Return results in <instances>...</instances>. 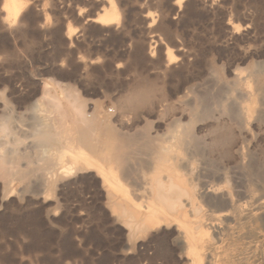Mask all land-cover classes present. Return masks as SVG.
I'll return each mask as SVG.
<instances>
[{"label": "rangeland", "instance_id": "374dc122", "mask_svg": "<svg viewBox=\"0 0 264 264\" xmlns=\"http://www.w3.org/2000/svg\"><path fill=\"white\" fill-rule=\"evenodd\" d=\"M17 1L21 4L19 13L16 18H9L3 9L4 0H0V109L2 111L4 105L8 108L0 111V117H3L0 121L11 120L5 134L0 132V159L8 158L5 167L0 168V264H193L176 235L175 226H160L149 231L141 228L145 232L139 228L130 230L122 222L125 218L117 217L112 210V193L119 200L142 194V181L150 175L147 168L132 164V177H126V180L119 172L120 176L113 174L111 167L116 166L109 164L105 174L111 172V178L114 177L109 187L95 169L92 172L73 169L67 176L54 177L46 171L50 170L48 165L53 159L54 162L60 158L70 165L75 154H93L92 148H105L102 144L105 138L98 131L90 134L91 147L78 141L80 128L77 133L67 104L74 96L83 104L88 119L99 120L102 116L103 120L109 121V126H116L117 131L120 127L115 118L123 115L120 106L132 85L159 87V91L155 89V96L160 98L162 93L167 102L172 99L175 106L183 99L182 94L186 101H195L196 95L199 100L204 94L213 92L216 85L231 87L237 71L243 73L242 76L246 73L244 78L249 87L251 85L253 95H257L253 100L257 102L256 106L260 105L264 100V91L261 92L264 89V0H184L182 7H185L179 8L180 11L174 6L175 0H115L121 11L120 23L104 28L87 20L100 14L102 0ZM145 22L150 24L147 26ZM160 25L161 29L165 26L164 29L161 30ZM240 56L242 60H239ZM250 75L256 76L250 78ZM209 77L213 80L207 79ZM221 80L226 81L227 86H222ZM200 88H204L203 91ZM49 93L52 96H48ZM56 96L64 109L61 112L65 109L66 114L68 112L67 118L64 116L67 121L64 126H68L64 128L58 126V114L51 109L52 97ZM169 111L170 115L166 117L169 121L178 116H175L177 112L173 115L174 109ZM155 115H144L145 121L154 127L151 131L161 132L163 127H156L159 123ZM212 115L217 117L216 108H212ZM261 117L264 121V113ZM52 120L57 121L58 127ZM208 120L197 123L198 127L203 125V129L191 125L193 131L197 128L196 135L204 134V126L211 119ZM48 121L56 127L54 132L58 136L61 134V143L66 140L67 145H59V139L53 146H48L53 142H45L46 145L39 142L41 133H46L50 126ZM259 121L250 127L243 146L251 159L255 154L253 159L256 160L252 159V164L256 161L254 167H258L264 181V122L260 124ZM122 131L128 133L125 129ZM76 140L78 145H75ZM226 161L219 162L220 169H225L227 164L222 170L228 172L226 179L211 181L235 191L232 174L227 169L232 162ZM25 170L27 173L22 172ZM20 172L29 175L23 178ZM245 175L252 194L256 197L262 193L257 198L264 199V183H257L249 171ZM134 179L137 183H133ZM144 201L140 199L137 203ZM260 222L246 217L223 237L211 229L210 235L214 236L212 250L207 251L206 256L202 253L196 264H264V222ZM209 256H212L211 261Z\"/></svg>", "mask_w": 264, "mask_h": 264}, {"label": "bare ground", "instance_id": "6f19581e", "mask_svg": "<svg viewBox=\"0 0 264 264\" xmlns=\"http://www.w3.org/2000/svg\"><path fill=\"white\" fill-rule=\"evenodd\" d=\"M98 1H100V0H98ZM102 1H103V3L101 2L102 7L100 9V14H98L96 17H93V18H90L87 20L93 24L100 25L103 28L108 27V26L114 27L116 24L120 23V22L118 23V21H119V18H121L120 17L121 11L119 10L115 0H102ZM116 1L118 2V0H116ZM98 3L100 6V2H97V5H98ZM183 3H184V0H175L174 6L176 8L178 7V9L183 8V7H185V6L182 7ZM20 5L21 4L17 0H4L3 9L6 12L7 17H9V18L15 17L16 18V16L19 13V10H20ZM195 9H196V7H195ZM179 11H180V9H179ZM81 12H82V10H81ZM190 13H191V11H190ZM19 15H21V13ZM154 16H155V14H154ZM146 17H150V15H147ZM12 20H13V18H12ZM147 20H149V19H147ZM151 20L152 19H150V21ZM248 21H249V19H248ZM156 22H158V21H156ZM147 24H150V23H146V25ZM6 27H7V25H6ZM164 27H162V29H164ZM160 29H161V25H160ZM165 30H166V28H165ZM229 33H231V32H229ZM147 41H149V39ZM146 43H148V42H146ZM150 49H153V48L151 47ZM150 49H149V51H150ZM152 51L154 53V50H152ZM180 53H181V51H180ZM183 54H186V53H183ZM184 56H186V55H184ZM248 57H249V54H248ZM240 58L242 60V56L239 57V60H240ZM185 61H187V59ZM185 63H187V62H185ZM182 67H183V65H182ZM236 68H239L238 65ZM252 68H255L257 70V67L253 66ZM233 69H234V67H233ZM242 70H243V68H242ZM262 70L263 69H261V71ZM244 71H248V70L245 69ZM182 72L184 73V70ZM231 72H233V71H231ZM236 72L235 73L233 72L234 78H232V79L234 81L229 79L230 83H231V81L233 82L231 87H229V86H227V84H225L226 81L223 83L221 80V82L223 84L220 82H218V84L220 83V85L222 84V86H224V84H225L228 88L220 87V86L217 87V85H216L215 86L216 88L213 89V92H211V93L209 92L208 94H204L200 98L198 97L199 100H197V95H196L197 101L196 100L195 101H193V100H191V101L187 100L186 101L184 99L185 94L184 95L182 94L181 96H183L182 97L183 99L178 100L175 106H173L171 103L172 99L171 100L168 99V100H170V102L169 101L167 102V100L164 98V95L162 96V93L157 92V93H160V96H161L160 98H157L155 96L156 90H158V91L160 90V89H157L159 87L154 88L153 85L151 86V85H147V84L136 85V87H134L135 85L134 86L132 85V88H130V90H131L130 93H128L127 96L125 95L124 100L122 101L121 106H120V108H121L120 110H121V113L123 115L121 116L119 114L121 117L119 119L115 118L117 120L116 122H118V124L117 123L116 124L119 125V127H120L119 131L114 129V127H116V126H114V127H112L113 125L109 126V123H107L109 121H105V120H107L106 118L103 120L102 116H101V118L98 117V118H100L99 120H96V119L94 120V118H91V120L88 119L87 116L85 115V111H84L85 108H84L83 104L77 102V98H75V96L69 97L68 96L69 94H68L67 96L69 98L73 97V99L72 100L70 99L69 103H67V104L69 106L68 110L72 113V115H73L72 118H74V120L76 122L74 127L77 128V133L80 130L78 141L85 144V146L87 145V146L91 147L90 134L92 132L94 133V131H96V132L98 131V133L100 132V134H102V137L104 136V138H105L103 141L100 140V142L101 141L103 142V143L102 142L101 143L105 146V148H102V149L101 148H97V149L92 148L93 151H90V152H92L93 154L90 153L91 155L90 154H83V153L75 154V157H73V159L71 160L70 165L64 163V161L60 158L55 159L54 162H53L54 159L52 161L49 160L50 162H49L48 166H50V167L49 168L47 167V168L52 170V171L51 172H50V170L46 171V172H48L47 174H49L51 176L66 174V176H67L70 173V171L73 169L78 171V172L79 171H81V172H92L95 169L103 175V177H104L103 183L107 184L109 187L112 185V183L114 181V179H113L114 177L111 178V172L113 174H118V176H120V174H121L122 175L121 178L125 177L124 179H126V177H132L131 176L133 173V169L131 166L132 164H135V165L143 167V168H147L149 170L150 175H149V177L145 178L142 181L143 191H142L141 195L137 194V195H134V197H132V198L128 197V198H122L119 200L118 198H115V196H114L115 194L114 195H113V193L111 194V201L113 203V205L112 204L111 205H112L113 212L115 214H117V217L118 216L123 217L122 219L125 218V220L124 221L122 220V222L130 230L131 229L133 230L134 228H139L141 231V230L146 228L147 229L146 231H149L152 228L154 229L155 227H160V226H163V227L164 226L166 227V225L167 226H170V225L175 226L176 230L178 232V234H176V235H179V238L185 247L184 249H186V251H187V255L189 257L190 262L193 264H196L197 261L199 260L200 256H201V254L204 253V256H206L205 253H208L207 251H209L214 244L213 239H212V237H214V236L212 235V237H211V235H210L211 232L213 233V231H210L211 229H213L219 235V237L220 236L223 237V236H225V234L229 230H231V228L236 223L242 221L243 219H246V217H248V218L253 217V219L256 221H262L260 223L264 222V199L261 197L257 198L258 194L255 197L252 194V192L250 191V189L247 186V183L245 181V176H246L245 174L247 171H249L250 174L254 177V179L257 180L256 181L257 183H259L258 181H261L264 183V181H262V178H261L262 173L260 174L258 167H254V164L256 163V161L254 162V164H252V159L255 157V154H254V157L251 159V154L250 155H248L249 153L246 154L244 151V146H243V143L245 142L243 139L247 135L249 137V129L252 126V124L255 123V125H256V121L258 122V120H261V121H259L260 124L262 122H264V121H262V117H261V115L264 113V100H262L260 105L256 106L257 102L255 103V101L253 100V97L257 96V95L256 94L253 95V92L250 89L251 85L249 87L248 82L246 80L247 78L246 79L244 78L246 73L244 74V76H242L243 73L241 75V73H236ZM249 72H250V70H249ZM190 74H191V72H190ZM206 74H208V73H206ZM247 74L249 75L250 73H247ZM208 76H210V74ZM208 76H206V77H208ZM215 76H217V75L215 74ZM253 76H256V75H253ZM218 77L219 76H217L216 78L218 79ZM252 77L250 75V78H252ZM260 78L261 77H259L258 79H260ZM207 79H210V77ZM187 80L189 81V79H187ZM210 80L212 81L213 79H210ZM215 81L216 80H214L213 82L215 83ZM206 82H208V81H206ZM255 82H257L256 79H255ZM140 83L138 82V84H140ZM147 83H148V80H147ZM261 84H259V85L261 86ZM202 86H204V85H202ZM213 86H214V84H213ZM206 87H207V85H206ZM209 87H210V84H209ZM211 88H212V85H211ZM255 88L258 89L257 86ZM161 89H163V88H161ZM182 89H184V86L182 87ZM200 89H202V88H200ZM203 89H202V91H203ZM205 89H208V88H205ZM177 90H178V88H177ZM179 90H181V89H179ZM197 91H199V90H197ZM263 91H264V89L261 92L263 93ZM178 92H177V94H178ZM50 93L48 94V96L49 95L52 96ZM164 93L165 92H163V94ZM181 93H182V91H181ZM172 94H173V92H172ZM189 94H187V95H189ZM169 95H170V93H169ZM56 97H57V100L55 99ZM56 97H52L53 101L50 104L51 109H53V111H55L58 114V115L56 114L59 118L58 119L59 120L58 126L63 125L61 127L64 128V127L68 126V125L64 126V123L67 122V121H64V119H65L66 115L68 114V112L66 114V112H65L66 109H65V111L61 112V109H63V108H61V106H60V103L58 101V99H59L58 96H56ZM194 97H195V95H194ZM262 97H264V96L262 95ZM169 98H171V97H169ZM192 99H193V97H192ZM174 102H176V101H174ZM170 103H171V106L169 105ZM1 108H2V105H1ZM212 108H216V113H218L216 118L213 117V115L215 113L212 115ZM7 109L8 108L4 105L3 110L6 111ZM169 109H174L175 111H173V115H174V112H177V114H175V116L178 115L177 117H174L170 121L168 120L169 118L166 119V117H168V115H170L171 110L169 111ZM3 110L1 111V109H0L1 112H3ZM94 114H93V116H94ZM152 114H156L155 116H157V118H158L157 123H159V124L156 127H161V126L163 127V128L161 127L162 128L161 132H159L160 130L159 131H156V130L151 131V128H154V127H152L151 124H149L145 121V116L152 115ZM96 115H98V114H96ZM0 116H2V114ZM69 116L71 117V115H69ZM13 117H15V116H13ZM260 117H261V119H260ZM1 118H3V117H0V119ZM12 118H10V119H12ZM62 118L64 121V122L62 121L63 124L60 122V120ZM4 119H2V120H4ZM183 119H186V121L185 122L182 121ZM207 119H209V120L211 119V120L210 121L208 120L209 121L208 125L204 126V128L206 127V129L203 130L204 134L201 136H199L198 134L196 135L195 131L197 130V128L195 131H193L191 125L193 124V128H195V126L198 127V124H197L198 122H202V121L207 120ZM54 120H57V119H54ZM146 120H147V118H146ZM9 122H11V120L8 121V118H6L3 121V123L0 127V132L4 133L7 131L8 128H10L7 126V124L9 125ZM48 123H49V121H48ZM50 123L48 124V125H50L47 128L48 130H45L47 132L44 134L41 133V135H40L41 140L39 139L40 140L39 142H43V144H45V142L46 143L53 142L52 145L47 144L48 146H53V145H56L55 142L58 141L57 139L60 138L61 134L58 136L54 132L56 130L55 128L58 127L55 124V123H57V121H55V123L53 121V123L55 124L56 127L53 126L52 122H50ZM11 124L13 125V123H11ZM15 124H14V126H15ZM43 124L46 125L47 123L44 122ZM43 124L41 125L42 127H44ZM202 126H201V128H199V127L198 128L203 129ZM39 128H40V126H39ZM70 128H71V126H70ZM70 128H68V129H70ZM78 128H80V129L78 130ZM57 129H59V128H57ZM124 129L128 133L123 132L122 130H124ZM10 131H8L9 134H11ZM35 131H37V130H35ZM61 131L62 130H60V132ZM67 131L68 130H66L65 132H67ZM203 131H202V133H203ZM65 132H63V133H65ZM74 134H75V132H74ZM38 136L39 135H37V137ZM57 136H58V138H57ZM7 137H9V135ZM102 137L100 136V138H102ZM65 138L66 137H64L63 140H65ZM69 138L70 137L68 136V140H69ZM72 138L75 139L76 137L75 138L72 137ZM61 139H59V140H61ZM255 140H256V138H255ZM258 140H260V139L258 138ZM263 141H262V143H264ZM58 142L61 143L62 140L58 141ZM65 142H66V140H65ZM65 142L63 141V143H61L59 145L63 144V146H64L66 144ZM69 144H68V146L71 145V144L70 145ZM72 144H75V143H72ZM75 145H78L77 140H76ZM67 147L65 146V149H68ZM257 147H258V145H257ZM253 148L251 149V150H253L252 152H254ZM68 150H70V147ZM87 150H89V149H87ZM9 156H10V154H9ZM252 156H253V154H252ZM263 156H262V158H263ZM2 158H4V157H2ZM259 158H257V159L260 160ZM7 160H8V158L7 159H0V168L3 169V167H5L4 164L7 163ZM222 160H225V161L229 160L232 162V165L229 166L230 168H227V169H229L231 174H232V178H233V182L235 184V187H234L233 183H231V184L235 188L234 189L235 191H232L233 189L231 190V188L229 189L228 187H226L225 184H222V183H221L222 185H220L219 183L214 184L211 181L213 179H215V180L220 179L219 181H222V179H226L225 177L228 174V172L226 173V171H222V170L226 169L227 164L225 165V169H220V166H219V162H221ZM253 160H256V159H253ZM109 164H111V165L114 164L116 166V168L111 167V172L108 173L109 174L108 175V174H105V170L108 168L106 166H108ZM220 165H221V163H220ZM256 165H257V163H256ZM258 166H260V164ZM26 171L27 170L22 171V172H26ZM30 171H32V170H30ZM22 172H20V177L25 178V177H27L25 175H29V174H25ZM43 172H44V174L46 173L45 171H42V173ZM117 172H119L120 174ZM9 173H10V171L8 172V174ZM6 175H7V173H6ZM66 176H64V178ZM252 176L250 178H252ZM46 177H48V176H46ZM42 179H43V174H42ZM61 179H63V178H61ZM126 180H128V178ZM133 183H137V180L134 179ZM260 187H259V189H260ZM260 192H262V191H260ZM261 195H262V193L261 194L259 193L258 196H261ZM140 199H143V201L145 200L143 204L137 203ZM240 200H242V202H240ZM111 205H109V206H111ZM251 207H253V208L251 209ZM252 223H255V222L253 221ZM141 228H143V229H141ZM135 230H137V229H135ZM143 232H145V230H143ZM174 232H175V230H174ZM246 236H248V235H246ZM177 240H179V239H177ZM214 242L216 243L217 241H215V239H214ZM180 245H182V244L180 243ZM178 247H179V245H178ZM184 249L182 250V248H181L183 253H184ZM186 251H185V253H186ZM261 254L263 255V253H261ZM209 257H210V261H211L212 256H209ZM216 257H217V255H216ZM248 257H249V255H248ZM244 259H246V258H244ZM183 260H184V258H183ZM185 260H186V258H185ZM240 260H241V258H240Z\"/></svg>", "mask_w": 264, "mask_h": 264}]
</instances>
